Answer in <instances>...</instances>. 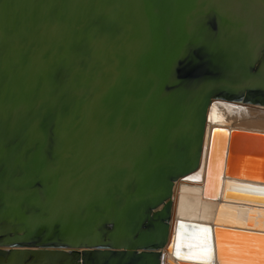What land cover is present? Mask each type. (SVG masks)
I'll list each match as a JSON object with an SVG mask.
<instances>
[{
  "label": "water",
  "instance_id": "95a60500",
  "mask_svg": "<svg viewBox=\"0 0 264 264\" xmlns=\"http://www.w3.org/2000/svg\"><path fill=\"white\" fill-rule=\"evenodd\" d=\"M215 101L264 107V0H0V264H221L220 231L264 235L175 216L177 181L215 199L263 151Z\"/></svg>",
  "mask_w": 264,
  "mask_h": 264
},
{
  "label": "bare ground",
  "instance_id": "6f19581e",
  "mask_svg": "<svg viewBox=\"0 0 264 264\" xmlns=\"http://www.w3.org/2000/svg\"><path fill=\"white\" fill-rule=\"evenodd\" d=\"M208 119L210 125L226 127L229 132L238 127L260 131L264 130V107L242 102L215 101L209 109ZM220 133L224 134L223 132ZM227 153L225 151L224 160L228 164L229 155L227 156ZM245 160V164L239 162L235 164L234 175L236 177L228 179V182L221 188L219 196L215 199L205 197L202 187L194 182L201 177L202 171L194 176V179H180L177 181L172 198L176 218L220 226H236V228L246 227V223L251 221L257 231L264 232V206L257 205V203L255 205L254 203H248L256 199L264 201V183L261 182L264 172V159L247 157ZM225 190L232 192L229 194L228 199L224 198ZM242 197L244 198L242 199ZM252 213L255 215H251ZM183 226L187 227L188 225ZM220 232V244L217 245V251L220 253L218 256H220L221 264H232L231 261L234 260L230 261V256L241 262L242 257H247L244 254H250L248 252H253L251 255L254 257L255 264H264V252L262 253V250H264V235L256 234L257 232L250 234L230 231ZM228 239L235 242V246L230 242L228 244ZM182 246L184 247L186 244L182 243ZM210 247L209 249H214L216 253V245L213 244ZM249 248L251 250H248ZM199 254V261H204L203 256L201 257L203 253ZM225 259H228L231 263H228ZM242 261L244 262L243 259ZM234 262L233 264H237L236 260Z\"/></svg>",
  "mask_w": 264,
  "mask_h": 264
},
{
  "label": "rangeland",
  "instance_id": "374dc122",
  "mask_svg": "<svg viewBox=\"0 0 264 264\" xmlns=\"http://www.w3.org/2000/svg\"><path fill=\"white\" fill-rule=\"evenodd\" d=\"M262 152L261 153H253V152H250V153H246V154H244V155H241V156H237V155H235L234 157L236 158V161L234 162L235 164L237 163V162H239L240 164L242 163V164H245L246 163V158L248 157V158H255V159H260V160H263L264 159V146L262 147ZM238 160V161H237ZM238 166H240V165H238ZM185 238L183 237L181 240H184ZM193 239H195V238H193ZM233 239V238H232ZM191 240V239H190ZM184 241H182V243H183ZM232 243V245L234 244V246H235V242H231V241H229V239H228V244H230V243ZM185 244H186V246H182V244L179 246V248L181 249H179L181 252H182V249L184 250V252H185V255H184V258L183 257H179L180 259H182V260H184V261H186V262H189V263H200V261H199V258H200V254L199 253H203L204 254V249H203V245H199L198 247H196V248H192V247H187V246H190L189 244H191L192 242H184ZM226 244H227V242H225ZM227 244V245H228ZM206 245V244H205ZM222 245V244H221ZM227 245H224V246H227ZM244 245V244H243ZM186 248V249H185ZM251 248V247H250ZM248 249V250H251V249ZM245 253H247V252H245ZM248 253H250V254H244V256H247V257H242V259L244 260V262L242 261V259H241V262H240V260H238V259H235V257H231L230 256V258H229V260L231 261V260H236V263L237 264H239V263H242V264H253L255 261H254V257H252V253L253 252H248ZM203 254H201V257L202 256H204ZM239 255V254H238ZM241 255V254H240ZM243 256V255H242ZM251 256V257H250ZM250 257V258H249ZM204 258V257H203ZM228 258V257H227ZM232 258V259H231ZM251 261H250V260ZM205 260V259H204ZM225 261H227L228 263H231L232 262V264L233 263H235L234 261H231V262H229L228 261V259H225ZM246 261H248V262H246ZM255 264V263H254Z\"/></svg>",
  "mask_w": 264,
  "mask_h": 264
},
{
  "label": "snow or ice",
  "instance_id": "6c2138e0",
  "mask_svg": "<svg viewBox=\"0 0 264 264\" xmlns=\"http://www.w3.org/2000/svg\"><path fill=\"white\" fill-rule=\"evenodd\" d=\"M207 231V230H206Z\"/></svg>",
  "mask_w": 264,
  "mask_h": 264
}]
</instances>
